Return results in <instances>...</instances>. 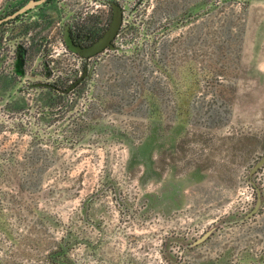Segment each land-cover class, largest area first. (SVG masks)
<instances>
[{"label":"rangeland","instance_id":"374dc122","mask_svg":"<svg viewBox=\"0 0 264 264\" xmlns=\"http://www.w3.org/2000/svg\"><path fill=\"white\" fill-rule=\"evenodd\" d=\"M50 13L32 28L68 83L83 61ZM127 19L76 92L0 107V264H264V0Z\"/></svg>","mask_w":264,"mask_h":264},{"label":"flooded vegetation","instance_id":"af4514ba","mask_svg":"<svg viewBox=\"0 0 264 264\" xmlns=\"http://www.w3.org/2000/svg\"><path fill=\"white\" fill-rule=\"evenodd\" d=\"M29 1L10 0L6 8H0V107L7 110L13 107L15 99L12 98L14 95H17V90H20L18 92L20 96H25L26 92L31 90L66 93V90L79 80L82 75H85L77 87L68 92L70 93L78 90L88 81L90 78L88 74L92 69V67L88 69V63L96 56L83 58L69 50L65 43L66 24H69L71 38L74 43L81 47H87L102 37L109 28L113 19L111 1L116 2L123 10V24L117 37L121 35L125 23L128 22V14L135 13L137 7L140 8L147 2V0H138L134 5H129L130 10H128L125 7L126 1L94 0L100 3V5H97V8L101 7L103 10L107 8L105 11L96 12L92 7L94 4L90 6L92 2L88 3V7L85 8L84 2L79 0H48L45 4L31 9L23 15L7 21L4 20L16 13ZM48 8L55 9V16L60 18V22L58 23L59 39L61 40L65 54L75 56L83 61L81 62L82 72L80 71V74L68 83L61 79L52 80L53 70L49 71L47 57L52 56V52H56L57 50L54 49L48 52L47 42H44V39L40 36L41 34H38L36 28H32L44 22L46 26V16L52 11H49ZM35 11H38V18L37 16H32ZM48 24L49 22H47ZM86 25L90 28L85 27ZM97 35H100V37H97ZM78 68L80 67L78 66ZM64 86H68V88L64 89ZM6 96L8 97L7 100H5Z\"/></svg>","mask_w":264,"mask_h":264},{"label":"water","instance_id":"95a60500","mask_svg":"<svg viewBox=\"0 0 264 264\" xmlns=\"http://www.w3.org/2000/svg\"><path fill=\"white\" fill-rule=\"evenodd\" d=\"M48 0H30L26 5L20 8L16 13L13 15L8 16L4 20L14 19L19 15H23L30 11L31 9L36 8L37 6L43 5ZM110 5L113 8V19L107 31L104 33L102 37H100L95 43L87 47H81L74 43L73 39L71 38L70 34V27L69 24L65 26V43L68 46L69 50L80 57L83 58H91L93 56H97L105 51H122L123 49L119 46L114 44L115 39L117 38L119 31L121 30L123 24V10L122 8L114 1L110 2ZM1 23V21H0ZM95 67L93 66L91 72L88 74L91 77ZM85 75H82L79 80H77L68 90L65 92L68 93L69 91L73 90L77 87V85L83 80ZM264 165V157L255 165L253 168V172L257 171L260 167ZM260 200L255 208H258Z\"/></svg>","mask_w":264,"mask_h":264},{"label":"trees","instance_id":"16d2710c","mask_svg":"<svg viewBox=\"0 0 264 264\" xmlns=\"http://www.w3.org/2000/svg\"><path fill=\"white\" fill-rule=\"evenodd\" d=\"M23 1H25V0H23ZM85 27H87V28H90L89 26H85ZM94 28H95V31H96V25L94 26ZM97 37H100V35H97ZM80 89V88H79ZM77 90H75L74 92H76ZM50 92V91H49ZM50 94H51V98H50V101H54L55 99H56V96L58 95V97L60 98H62L63 99V97H65V96H67V94L68 93H56V92H50Z\"/></svg>","mask_w":264,"mask_h":264},{"label":"crops","instance_id":"0c3cea01","mask_svg":"<svg viewBox=\"0 0 264 264\" xmlns=\"http://www.w3.org/2000/svg\"><path fill=\"white\" fill-rule=\"evenodd\" d=\"M5 0H0V5L4 2Z\"/></svg>","mask_w":264,"mask_h":264}]
</instances>
